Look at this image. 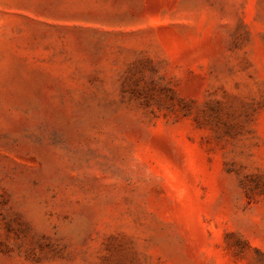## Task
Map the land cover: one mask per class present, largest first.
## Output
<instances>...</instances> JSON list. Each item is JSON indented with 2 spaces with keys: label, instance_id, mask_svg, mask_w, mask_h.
I'll return each instance as SVG.
<instances>
[{
  "label": "rangeland",
  "instance_id": "rangeland-1",
  "mask_svg": "<svg viewBox=\"0 0 264 264\" xmlns=\"http://www.w3.org/2000/svg\"><path fill=\"white\" fill-rule=\"evenodd\" d=\"M0 264H264V0H0Z\"/></svg>",
  "mask_w": 264,
  "mask_h": 264
}]
</instances>
